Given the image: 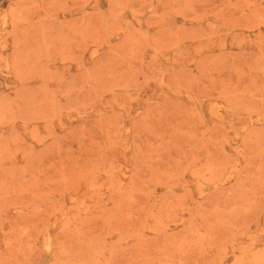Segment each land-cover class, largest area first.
<instances>
[{
    "label": "rangeland",
    "instance_id": "rangeland-1",
    "mask_svg": "<svg viewBox=\"0 0 264 264\" xmlns=\"http://www.w3.org/2000/svg\"><path fill=\"white\" fill-rule=\"evenodd\" d=\"M0 264H264V0H0Z\"/></svg>",
    "mask_w": 264,
    "mask_h": 264
}]
</instances>
